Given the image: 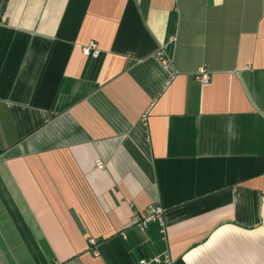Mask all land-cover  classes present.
I'll use <instances>...</instances> for the list:
<instances>
[{"label": "crops", "instance_id": "0c3cea01", "mask_svg": "<svg viewBox=\"0 0 264 264\" xmlns=\"http://www.w3.org/2000/svg\"><path fill=\"white\" fill-rule=\"evenodd\" d=\"M163 256L264 264V0H0V264Z\"/></svg>", "mask_w": 264, "mask_h": 264}, {"label": "built area", "instance_id": "2783aa9c", "mask_svg": "<svg viewBox=\"0 0 264 264\" xmlns=\"http://www.w3.org/2000/svg\"><path fill=\"white\" fill-rule=\"evenodd\" d=\"M99 49L97 48L96 43L94 42H90L88 43V45L82 47V53L84 56H92V57H98L99 55ZM158 60L161 62V64L166 67L169 63L166 59L163 58L162 55V51H159L158 54ZM194 81H196L197 83L200 84H205L208 81V74L203 71L200 70L198 71V73H196L194 76ZM143 121H145V116L143 117ZM95 166L99 169H103L104 168V164L100 161L96 162ZM163 213L164 210L162 207L158 206V205H150L147 209H146V214L144 216H140V217H136V225L140 228V229H145L148 224L150 223H157L162 229L164 227V219H163ZM90 245H94L95 242L90 239L89 240ZM162 262L163 264H173V262L171 261V259L168 256H163V257H158L152 260H146V259H141L138 264H148L150 262Z\"/></svg>", "mask_w": 264, "mask_h": 264}]
</instances>
